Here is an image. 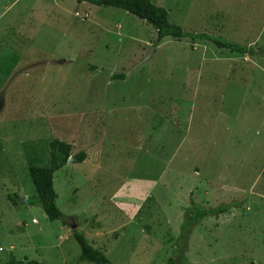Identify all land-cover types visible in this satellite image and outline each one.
I'll list each match as a JSON object with an SVG mask.
<instances>
[{
	"label": "rangeland",
	"instance_id": "374dc122",
	"mask_svg": "<svg viewBox=\"0 0 264 264\" xmlns=\"http://www.w3.org/2000/svg\"><path fill=\"white\" fill-rule=\"evenodd\" d=\"M152 2L187 32L256 52L156 45L145 20L87 1L0 0V261L67 264L76 225L114 264H165L191 200H237L200 220L174 264H264V0ZM53 138L86 152L54 172L66 224L33 202L28 174Z\"/></svg>",
	"mask_w": 264,
	"mask_h": 264
},
{
	"label": "trees",
	"instance_id": "16d2710c",
	"mask_svg": "<svg viewBox=\"0 0 264 264\" xmlns=\"http://www.w3.org/2000/svg\"><path fill=\"white\" fill-rule=\"evenodd\" d=\"M87 1L95 5L111 6L122 9L138 18L145 20L156 30V38L154 44H158L164 37L171 36L172 38L181 39L189 37L192 40L202 39L211 41L218 48H227L239 54H247L256 52L254 48L244 46L240 43L228 40L222 36H216L209 33H191L185 31L180 25L173 23L168 18V11L163 6L156 5L152 0H78ZM14 58L9 68L5 70L8 75L12 67L17 63L18 57ZM112 78H123L122 72L112 74ZM48 162L46 165L34 163L28 166V174L36 191V197L33 202L41 206L48 219H60L63 224L67 223V216L61 212L56 203V192L53 185L54 172L65 165L69 157L72 161L79 162L86 158V152L79 150L74 155H71L72 145L62 139L53 138L48 142ZM35 159V158H34ZM37 159V158H36ZM9 200L16 205L19 196L8 194ZM241 201H231L221 203L216 206H204L190 201V205L186 208L183 220L179 227V234L176 240V248L171 256L168 257L165 264H174V256L186 250V243L189 240L192 229L199 224L200 220L208 216H219L231 208L241 206ZM72 235L79 244L80 253L75 260L67 264H78L88 262L92 264H114L107 255L100 249L93 247L84 234L77 229H72ZM0 264H46L37 259L15 258L11 257L5 261H0Z\"/></svg>",
	"mask_w": 264,
	"mask_h": 264
},
{
	"label": "water",
	"instance_id": "95a60500",
	"mask_svg": "<svg viewBox=\"0 0 264 264\" xmlns=\"http://www.w3.org/2000/svg\"><path fill=\"white\" fill-rule=\"evenodd\" d=\"M155 49V45H152L151 48L149 50H147V52L139 59L137 60L131 68H129L128 70H126L124 72V74L130 73L132 70L136 69L140 64H142L143 62H145L151 55L152 51H154ZM68 160H72V157H69ZM72 229L76 227V225H72L71 226Z\"/></svg>",
	"mask_w": 264,
	"mask_h": 264
},
{
	"label": "crops",
	"instance_id": "0c3cea01",
	"mask_svg": "<svg viewBox=\"0 0 264 264\" xmlns=\"http://www.w3.org/2000/svg\"><path fill=\"white\" fill-rule=\"evenodd\" d=\"M18 62H19V59H18Z\"/></svg>",
	"mask_w": 264,
	"mask_h": 264
}]
</instances>
